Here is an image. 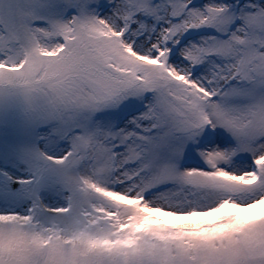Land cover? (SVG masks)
I'll return each instance as SVG.
<instances>
[{"label": "snow or ice", "instance_id": "6c2138e0", "mask_svg": "<svg viewBox=\"0 0 264 264\" xmlns=\"http://www.w3.org/2000/svg\"><path fill=\"white\" fill-rule=\"evenodd\" d=\"M0 264H264V0H0Z\"/></svg>", "mask_w": 264, "mask_h": 264}, {"label": "rangeland", "instance_id": "374dc122", "mask_svg": "<svg viewBox=\"0 0 264 264\" xmlns=\"http://www.w3.org/2000/svg\"><path fill=\"white\" fill-rule=\"evenodd\" d=\"M206 131H211L210 129L209 130H206ZM221 132L223 131V130H220ZM224 135L225 136H227V133H224ZM204 137L202 136L201 137V139H203ZM207 147H215L216 145H214V144H208V145H206Z\"/></svg>", "mask_w": 264, "mask_h": 264}]
</instances>
